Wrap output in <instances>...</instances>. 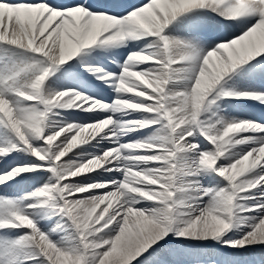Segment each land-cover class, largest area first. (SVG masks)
I'll return each instance as SVG.
<instances>
[{
  "label": "snow or ice",
  "instance_id": "1",
  "mask_svg": "<svg viewBox=\"0 0 264 264\" xmlns=\"http://www.w3.org/2000/svg\"><path fill=\"white\" fill-rule=\"evenodd\" d=\"M0 264H264V0H0Z\"/></svg>",
  "mask_w": 264,
  "mask_h": 264
}]
</instances>
